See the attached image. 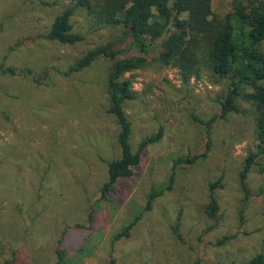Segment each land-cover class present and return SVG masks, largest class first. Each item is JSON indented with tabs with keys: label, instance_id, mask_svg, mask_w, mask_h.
Returning a JSON list of instances; mask_svg holds the SVG:
<instances>
[{
	"label": "rangeland",
	"instance_id": "374dc122",
	"mask_svg": "<svg viewBox=\"0 0 264 264\" xmlns=\"http://www.w3.org/2000/svg\"><path fill=\"white\" fill-rule=\"evenodd\" d=\"M231 1L214 0L215 13H227ZM69 2L0 0V63L50 70L42 83L0 72V264H54L58 251L60 264H229L264 254V157L249 173L247 201L240 185L246 157L258 152L254 107L239 97L242 111L218 118L209 134L194 117L221 113L230 78L205 71L184 81L179 67L155 59L157 51L151 64L127 72L137 92L125 103L133 151L161 127L163 135L131 176L102 193L108 162L121 156L120 127L107 111L110 62L64 72L96 46L126 49L131 39L123 25L99 27L84 10L73 17L84 40L43 37ZM208 139V156L176 166L172 188L144 210L151 190L169 184L174 161L204 152ZM219 178L220 209L211 219L209 186ZM136 217L130 235L115 240Z\"/></svg>",
	"mask_w": 264,
	"mask_h": 264
},
{
	"label": "trees",
	"instance_id": "16d2710c",
	"mask_svg": "<svg viewBox=\"0 0 264 264\" xmlns=\"http://www.w3.org/2000/svg\"><path fill=\"white\" fill-rule=\"evenodd\" d=\"M213 3L214 0H70L55 17L49 30L42 34L48 40L64 44L84 40V34L76 31L73 23V17L80 10L92 16L99 27L123 25L129 33L131 42L128 48L116 47L115 42L96 46L76 59L64 72L65 75L79 72L99 58L110 62L107 111L116 118L120 127L117 138L121 156L108 162V179L102 187L103 194L119 179L131 176L147 146L158 142L163 135L161 127L158 132L144 137L134 152L131 145L132 125L125 111L126 101L136 99L137 92L131 79L124 78V75L151 64L153 61L149 56L157 51L155 59L161 64L179 67L184 81L191 75L200 76L205 71L231 79L230 87L220 101L221 113L208 120L194 116L207 127L208 134L218 118H227L229 113L242 111L237 102L239 97L254 107L258 152L248 154L240 172L243 201L249 199V173L253 165L258 164L257 156L264 157V0H232L230 10L224 15L215 13ZM132 49L138 54L130 55ZM0 72L30 77L34 82L42 83L50 70L46 68L37 75L31 67L0 63ZM248 87L252 91L246 92ZM211 146L212 141L208 139L204 152L176 159L169 184L151 190L144 210L151 209L155 198L162 195L165 189L172 188L176 166L193 164L200 158H206ZM221 180L219 178L209 186L206 213L211 219L218 218L220 205L214 191L223 186ZM138 218L122 228L114 239L129 236ZM178 219L173 231L180 236V217ZM62 256V251H58L59 260L54 264H60ZM109 264H116V260L111 258ZM229 264H264V254Z\"/></svg>",
	"mask_w": 264,
	"mask_h": 264
}]
</instances>
